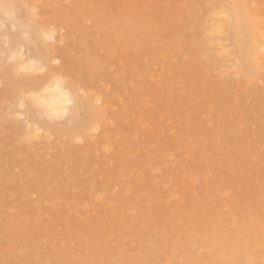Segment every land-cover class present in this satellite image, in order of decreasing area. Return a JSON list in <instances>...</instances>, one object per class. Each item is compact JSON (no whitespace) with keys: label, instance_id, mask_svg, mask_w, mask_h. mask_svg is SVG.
<instances>
[{"label":"bare ground","instance_id":"obj_1","mask_svg":"<svg viewBox=\"0 0 264 264\" xmlns=\"http://www.w3.org/2000/svg\"><path fill=\"white\" fill-rule=\"evenodd\" d=\"M35 1H36L35 3L41 4L43 2V5L45 4L43 0H41L42 2L38 0ZM58 1L59 0H55V3ZM60 2L64 3L62 4V8L64 9L65 7V9L62 11H60V8H57ZM53 3H51V0L49 1V3H47L48 9L49 7L52 6ZM59 3H56L57 6L53 4L55 6V7L53 6L54 7L53 10L56 11V9H59V11L58 10L56 11L58 12L57 14H59L60 12L59 15L62 14L64 17H66V19L60 17L61 20L63 19L62 22L61 20L58 21V23L59 22L61 23L60 24L61 26H57L58 23L55 24L57 22L56 20H53L55 22L53 25L50 24L51 21L49 20V17L51 15L49 13L48 16L46 17L50 22L46 24L45 23L43 24L40 21V19L42 20L45 19L46 17L41 18V16L39 15L38 16L35 15L33 17L32 9H36V7L38 8V6L31 5L30 0H5V4H4L5 10H12L14 8L18 13L19 17L22 20H26L30 24L33 38L36 40L35 46H30L28 50L25 52L26 60L33 58L42 60L43 63L47 65V71L44 74H34V73L20 71L21 64L23 62H26V60L21 61L19 59H15V60L10 59L14 55L15 51L19 49L20 45L24 43V41L21 39L20 33L19 32L11 33L7 31L0 33V37L4 35L10 36V45L8 47H5L3 40L0 39V132L2 130V126L7 127L8 130L14 132L13 133L14 135H11V138L9 137V139L11 141L13 139L15 142H17L16 145L14 144L13 141L11 142L14 145L13 147H15L16 149V151L13 152V154L9 155L8 157H5L6 158L5 160H3L0 157V182L3 183L7 181L9 178L13 179L15 176H19L20 178H22V177H27L30 173L33 174H30L29 176L34 175L36 158L38 157L36 154L38 152L40 153V151H47L49 152V154L48 153L46 154L52 155L51 152L54 151L56 152L60 149H63L64 147L69 146L71 150L76 149L77 147L79 148V150L84 151L82 153L83 156L79 158L81 164L85 163L86 165L89 166L91 162V165H93V167L98 166L97 168H99L100 167L99 164L100 162H102V164L106 166L105 167L107 168L106 173L107 172L109 173V175H107L108 177H106L107 181L102 183L104 181L102 180L101 181L102 184L100 186L95 182L85 183L87 189L85 191L86 193L84 194L85 196H83L85 199L83 200H78L75 198L72 199L63 198L62 196L63 195L65 196L67 194L65 193L66 191L64 192V194L62 193L61 195L59 194L58 191H60L59 190L60 187L63 186V179H65L67 176H70L67 173V171H65L67 165L69 166V168H74L73 163L70 162L71 158L67 156L70 155L71 152L73 151H69L70 153L65 155L67 157L61 155L62 153L58 154L56 152L58 155L53 157V159L49 163H46L44 165L45 168L42 169L44 171L39 169V172H42L44 179L42 178L41 180L40 178H38L40 179L41 182L37 184L34 182L35 177L34 179L31 178L33 180L30 181L29 185L34 186V188H28V194L32 198L34 197L35 194H37V192L35 193V184H36L39 186L38 189H40V191H46L47 194L49 192L53 194H57V195H52L53 200L63 199V201L62 200L55 201L56 203H60L59 201L69 202L70 200H72L73 204L71 201V205L82 206V207L93 205L91 203H94V205L99 203L107 204V205L109 204V207L113 208L114 210L113 213H112L113 210L110 211L111 214L109 215L111 216L113 215V218L116 223L122 225V223H126L127 221L133 218L132 220L133 222H130L132 224H129L130 226L129 225L126 226V227L129 226L127 228L129 230V229H134V227H136L137 222H140V225H142L143 227H146V225L149 222L148 217L150 216V214L147 217H143V218L141 217L142 219L140 218L141 213H140V208L137 205L138 202H140L141 200L146 201L147 206L151 207V206H155L154 199L157 198L156 197L153 198V194L155 193L154 190L150 189L151 191L146 192L145 190H141L140 188L139 190L136 189L137 197L134 198L133 193L135 192L133 193L131 192L133 187H130L131 188L130 189L129 186L128 187L123 186L122 194L121 195L117 194V190L119 187L118 186L119 181L118 179L115 178L117 172L120 174L121 178L128 176H132V178H134L133 176H135L136 174L137 180L139 181L141 180V182L144 180L145 177H148L149 182H151L149 184L155 188L158 187L157 181L159 179H163L164 184H160V186L163 185L161 187H164L165 185L168 187V189H175L174 187L176 185H179L180 189H182L186 184L189 185L190 183H191L190 186H192V183L193 185L194 183H196L195 181L199 183L198 179L204 177L202 182H204L205 180L206 183H203L204 185L203 186L204 192L202 191L203 198L199 196L200 197V198L198 197L199 200L197 202H194V204L199 209L194 210V206H192L194 210L193 213H195V216L193 217H196L195 219L189 216L186 217L187 214L186 213L184 214L185 208L179 209V207L175 209L172 208L174 213L172 212V215L169 217L164 216L163 212H162L163 216L161 217V219L159 215L158 216L155 215L154 217L155 218L157 217L158 219L156 220L155 218H153L154 222H153V228H151V230L154 233V235H152L155 236L154 239L160 242L159 245L155 246L154 245L155 243L153 244V242H150L148 241V239H146L147 238L146 234L149 232H147L146 231L147 228H145L141 232H139L140 234L138 236H135L136 238L139 237L138 239H140V245H138L137 249L136 246L134 248L136 251H138L136 252L138 254L135 253L134 255V252L132 253L131 250L127 249L126 245H123V249H121V247L118 248L119 250L118 253L120 254L115 253L117 254L116 258H114L115 256L113 258L109 257L112 255L113 251H111L112 253L107 252L106 257H108L109 259L106 258L108 260L106 262H101L100 264H264V190L260 189L261 186L260 183L264 179V160L260 162V165L258 166V171H256L257 178L255 182H258L257 183L258 188L255 184L253 187L255 190L251 189L249 193L246 192L245 194L247 195L248 193V196L247 198L245 197L246 195L244 196V198L246 199L243 202V204L237 205V200H235L234 197L235 195H233L232 192V189H235L234 188L235 185L232 184H235L234 182L237 181L238 191L240 189L239 188L240 184L241 186L245 185L243 183V180L245 177H247L249 168L244 170V163L246 161V157H248L246 156V153L250 149L249 144H245L244 146L242 145L241 150L237 151L236 148L238 147V145L234 144L233 141L230 140V137L220 138L217 141L218 142L217 144L220 146L218 148L219 149L223 148L222 152L224 151V154H227V157H230L226 161V165L223 166L226 167V169L228 170L227 175L230 172L229 170L233 169L235 171L234 175L236 176L235 177L233 176L234 177L233 179H235L233 183L230 180L229 183L228 181L221 182L223 180L222 178H215L212 183L211 180L210 181L208 180V178L211 177L213 173H215L214 176H216V172L219 173L221 169L218 170L215 167L211 168V166L213 165V163H215V161H211L212 157H209L210 154L207 155L208 152L200 149L206 144V142L204 141L205 140L204 133L207 130H210L212 126L213 128H216V130L214 131V135H215L214 138H215L219 136L218 133H220V131L223 132L224 126H220L219 124L216 125L208 124V122L212 121V119L209 118L208 116H205L199 121L204 129H201V131H199L196 130L197 129L196 127H194L193 120L188 118L191 112L192 114H194L193 109L199 108V106L195 105V101L197 105H202V103L199 100H196V98L203 96L201 94V90L203 87L201 86L203 84L204 87L207 86L209 81H206V79L204 81L198 80L196 84L197 85L196 89L194 88L190 89V87H188L189 90L186 92L187 94L186 99L189 98L188 100H184L180 97H175L174 95L175 93L170 95V97L173 98L172 100L169 99L168 97L166 98L165 101L160 100V102H162V105L166 104L163 105V107L166 106L165 108L166 111L164 110L165 112L163 113L164 117L163 115H160L161 116L160 118H157L155 121L152 122L151 114H148L149 117L146 115V113L148 112L147 110L158 109L157 107L155 108L154 105L152 104V102L154 101L157 103L158 100L156 99L154 101L152 100L154 98V94L155 97L156 95H158L155 92L156 89L154 84L159 83L161 73H155L154 65L156 64L159 65V62L161 63V65H163L162 62L163 60L166 63L168 61L169 52L172 51L173 48L174 49L177 48L175 47L176 45L179 46L177 53H180L182 52V50H185L184 47L182 46L184 44L187 46L186 49L187 51L185 52L183 51V53L185 55L190 54V57L183 58L182 61L184 60L187 62L189 61L192 64L190 65L191 69H193V67L196 68L198 65L201 64L202 66L201 67L198 66V67L202 68L203 71L207 72L208 76L215 78L214 80H216L217 86L213 92L215 95L218 96L219 101H221L222 98H225L228 92H231L233 90L232 102L230 103L227 102V104L225 105L220 102L221 108L219 110L225 113L227 117L230 118L239 117L237 119V121H239V124H242L244 121L246 122V119L247 120L260 119V123L254 128V132L257 135L252 132L251 136L256 135L255 141L260 144L258 151L262 152L261 150H263L264 147V0H201V2L200 0L199 1L192 0V2L189 5L184 7V9H186L185 11L186 13L177 11L173 18L174 22L176 23L175 28L176 27L178 28L177 35H175L176 33L175 34L167 33V30L170 29V26L168 25L169 17L163 15L162 11L153 9V8H157L158 6L166 9L165 2H163V4H160L156 0H72L70 3L69 0L68 3L67 1L65 2V0L64 1L62 0L59 1ZM65 3H67L68 5L67 8L65 6L66 5ZM41 8H43V6ZM54 14H53L54 17L53 19L57 17ZM44 15L46 14L44 13ZM76 17L77 19L80 17L81 22L84 21L83 24H86L85 26H88L87 24L90 21L88 26V28H90L88 30L89 31L88 34L86 33L85 35V31H84L82 34L83 36L76 35L79 34V32H81L80 25H83L82 23H79L80 20H78L79 25L75 26L74 23L76 20L74 21V19ZM53 21L51 23H53ZM72 27H74V29ZM51 28H55L57 32L61 33L57 37L56 44H47L44 43L42 40L41 34L44 31H47ZM68 28L69 29L72 28L75 32L76 29L80 30L79 32L77 31L78 33L75 34L74 31H72L71 29V32H73L72 38L76 39L77 37H79L77 38L76 42L80 41V43L78 44L80 50L82 49V47L85 46H86L85 49L86 48L88 49V50L86 49L87 53H85V60L88 63L86 65L89 67V71L92 74L91 75L92 78H95L96 75L101 74V72L104 71L105 68L110 69L111 67V71L108 69L110 71V74L108 75L110 76V79L112 78L111 75L113 76L112 78L114 79L113 86H110L107 82L108 86L106 87V85L104 86V84L99 81L101 79H96L97 82L98 81L100 82V83L98 82L99 83L98 86V83L97 82L95 83L92 79H90L91 80L90 82L88 81V78L87 79L85 78L86 79L85 81L77 74L76 72L77 68L75 69L76 63H73L72 61V60L75 61L76 59L73 57L74 55H72L73 53L75 54L76 51L71 53L70 54L71 57H70L69 54L67 53L69 49H66V47H64L66 42L72 40V38L69 37L68 34L66 35L62 33L63 30L67 31ZM98 32L99 33L102 32L104 34V35L101 34L100 37H103L105 39L103 41L107 43L106 47L104 44H103L104 47L102 45L99 46V48H102L100 49L101 50L100 52L98 48L99 53L104 52L105 51L104 48H106L107 50V55L105 54V52L103 54H99L100 56H102L101 59H97L91 53L92 52L90 51L91 47L89 48V46L86 45V43L88 42V40L90 41V39L88 40L85 39L87 35H93V37L91 38H94L95 33ZM69 35L71 36V34ZM175 36L179 37L180 40L182 39L184 43H181L179 40V41H175L171 45H168L167 44L169 42L168 39L175 40L177 38ZM80 37L81 38L83 37L82 40L80 39ZM98 37L97 40L99 39ZM67 38L69 40H67ZM83 39H85L86 42ZM187 40L192 41V43L191 44L186 43ZM81 41L85 42V45L82 42L84 46H82ZM87 44H89V42ZM91 44L93 45V43ZM62 45L64 48H62ZM66 46L68 48V46L70 47L71 45L68 44ZM71 49L73 48L71 47ZM85 49L83 48L81 51H84ZM95 51L93 50V53H95ZM29 52L31 53V55H29ZM122 53H126L128 55L125 56L126 58V59L124 58L125 60L121 59ZM81 54L83 55L82 52ZM104 54L106 57H103ZM146 57L149 58L146 59ZM57 58L59 59L60 63L58 65H53L52 60ZM118 58L120 59L119 62H118ZM78 60H80V58ZM179 62L181 61L178 59V63ZM168 63L170 65L174 64L173 62L170 61ZM114 64H116V67L110 66ZM124 67L129 68L126 75L122 70V68ZM186 69H188V67L183 69H176L174 73L177 74L176 76H182L185 73L184 70ZM58 76H62L64 78V82L60 86V91L55 90L56 78ZM102 79H104V77ZM110 79H106V80L109 81ZM260 81L263 82V85L259 84ZM147 84H150V86L146 87ZM49 86H51L52 90L46 91V89H48ZM251 86L257 87L256 90L255 88H252L251 90L250 89ZM113 87L115 89H113ZM164 87L167 88L168 85H165ZM152 89L154 90V93L152 92L153 96L149 95ZM162 90L163 92L165 91L164 89ZM102 91L104 92V94ZM128 92H131V95L133 94V96H130ZM213 92H210L208 96L213 94ZM245 92L247 93L250 92L252 98L250 99L249 96H244ZM64 93H66L73 100V105L69 108L70 115L65 119L58 120L56 119L54 113L65 107L63 103ZM34 95H40L43 97V99L42 100L34 99L32 98ZM110 95L112 96L111 98H109ZM126 96H128V100L132 99V101L129 100L131 104L130 102L128 103ZM110 99H114L116 100L115 102L118 103L117 104L118 106L114 110L111 109L113 106L109 105ZM125 99L127 102L124 104ZM21 102H23L24 104L23 109H20L19 107ZM129 104L132 106L136 105L137 109L139 110V116L133 113V115H137V118L136 116H133L132 118V114L129 111L130 110ZM8 106L9 109L7 110L6 108ZM136 107H134V110ZM163 107L161 106L162 109ZM185 108H187L188 113L186 115H183L181 109H185ZM212 108L213 106L209 108L208 106L206 108L204 107V109H206L207 112L208 110H212ZM172 109H179L181 113H175L173 112ZM107 110L108 111L110 110L113 114V116L110 117V119L108 117L107 119L108 121L105 120L103 117L105 113H108ZM17 113H21L23 119H17ZM174 113L178 114V118L183 121L182 122L183 126L181 124L182 129L180 133H178V131L171 133L172 136H174V138L173 141L168 143V146L170 148L167 149L166 141L164 142L162 140L163 138L162 136L166 128L169 129L170 126L171 127L173 126L172 124L165 122V120ZM186 126H189V129H191V132H193L195 136L200 135L201 141L195 140L193 137H191L190 133H186L187 130ZM123 127L126 129L125 132L127 133L124 132ZM140 127L143 129H148L149 132L150 129L156 131L157 136L156 137L152 136L149 138L147 137V133H143L145 132L144 130L142 132L143 135L142 137L140 133L141 132L140 130L142 129H140ZM107 128L110 130L107 131ZM182 132H184V134ZM121 133H123L122 136H124V140L120 138L122 136H119ZM144 134H146L147 140L144 139L145 137ZM78 143H80L81 147L77 146ZM22 144H26L27 147L25 148L24 146H22ZM101 144L102 146L105 144V147L103 146L102 148L108 153L106 155L108 157L104 156L103 159H100L99 157L84 156L87 155V152H89L90 150L95 151V149ZM183 146L184 148L182 150H179ZM102 148H99L101 150L97 149L99 150L98 155H100L99 152H101L102 154L104 153L102 152L103 151ZM196 149H199V153H197ZM167 150H171L172 152L170 154H167L166 153ZM113 151H118V152L121 151L125 157L124 162L118 161L119 163L116 166H113L117 157L116 156L117 153L116 154L114 153L115 155L110 154ZM95 152L93 153L95 154ZM189 152H192V154L190 156L186 155ZM174 154L177 157H178L177 154H179L182 157V160L180 159L178 161L175 160L174 157L176 156ZM248 154L250 156V150ZM204 157H208L209 160L206 161ZM202 159L203 161H201ZM63 165L66 167L65 169ZM16 167L19 171L16 170ZM14 170L15 172L16 171L18 172L14 174L13 173ZM60 171H62V173L59 175L58 179L56 177L57 180H55L53 178L54 177L53 174L55 172H60ZM74 171H76V173L78 172L76 169ZM69 173L72 172L70 171ZM222 173L223 172H220L219 174ZM90 174H94L93 171ZM143 174H145V177ZM219 174L217 177L220 176ZM49 176H52L51 179L54 180L51 181ZM80 177L84 178L83 175H81ZM220 177H222V175ZM126 179L127 178H125V180ZM69 180L70 179H68V182ZM199 185L200 184L196 186ZM246 187L250 189L251 186L250 187L246 186ZM18 188H20V186ZM57 189L58 191H56ZM74 189L76 188L74 187L73 190ZM77 189L81 190L79 189V186L77 187ZM161 189L163 190V188ZM64 190H66V187ZM195 190L196 191L198 190L195 193L196 195L200 190L199 189H195ZM70 191L72 192V190ZM209 191H211L210 192V194L212 193L211 195L209 194ZM178 192H180V190H178ZM156 193H160L159 190ZM161 193L164 194V192ZM162 194H160L159 200L160 198L162 199L165 197V196L161 197ZM191 194L190 196L192 197ZM71 195L72 194H70L69 196ZM238 195L242 197L240 193ZM28 196H26V198ZM122 196L126 198L119 199ZM167 196L179 200L178 193H171L168 194ZM80 197H82L81 194ZM210 197L212 198L211 200L208 199ZM46 200L44 199L43 202H46ZM205 200H208L210 202L208 204H202V202ZM158 201H156V203ZM48 202H51V200L49 199ZM48 202H46V204L45 203L43 204L47 205ZM178 202H180V200ZM253 202H255L256 204L253 205ZM166 204L168 205L167 202ZM219 204L222 206V208L221 207L219 208ZM48 205H50V203ZM63 205L61 206L63 207ZM66 205L70 206L69 203ZM176 205L177 204H175V206ZM187 206L189 205L187 204ZM40 207L41 206L39 205V208ZM72 207H70V209ZM97 207H94L93 210ZM205 207H207V210H205ZM53 209L56 212L55 210L56 207L55 208L53 207ZM94 211L91 212V214L92 213L94 214ZM66 212L67 210H65V213ZM81 212L79 214H82ZM72 213L71 215L74 216ZM67 214L69 213L67 212L66 216ZM183 214L185 215L184 217H182ZM25 215L27 216L25 218H29L27 214ZM45 215L46 213H44L42 216ZM75 215L78 216L77 213ZM127 216L129 217V219L127 218ZM49 217L47 219H49ZM51 218L49 219V221L51 222V224H53L54 222L51 220ZM61 218H63V215ZM77 218L79 219L80 217ZM77 218H76V222H77ZM149 218L151 219V217ZM159 219L161 221H165L169 223H173L174 221L177 220L178 224L173 226L170 232L163 233L166 230L169 231V229H166L165 227L164 231L163 229L161 230L158 223ZM25 220L24 222H26ZM37 220L36 219L34 220L36 221L35 224L38 223ZM97 220L98 219L96 218V221ZM102 220H104V218H102ZM103 222L104 223L107 222V226H108L109 221L104 220ZM94 224L97 225V223ZM64 225L65 227L63 228L66 229L68 225L67 226L66 224ZM88 225H90V223ZM105 225L106 224H103V226ZM142 226H139V228ZM161 226L164 225L162 224ZM124 228L125 227H123V231H125ZM46 229H49V227ZM111 230L112 229H110V231ZM68 232L71 233L70 231ZM128 232L130 234L131 231L129 230ZM25 233L23 232V234ZM134 233L137 234L136 231ZM113 234L116 233H112V235ZM67 235H69V237L71 236L70 234ZM75 235H77V233ZM79 235H77L75 238H77ZM60 236H62V234ZM116 236L118 235L116 234ZM128 236L126 238H128ZM46 237L44 238L45 240L47 239ZM62 237L63 238L61 237L59 238L63 242L64 236ZM18 238L23 239L22 237L21 238L18 237ZM86 238L88 239V237ZM126 238H124L126 240L124 243L127 242ZM129 239L130 238H128V240ZM40 240L46 242L42 238ZM5 241L8 240L6 239ZM33 241H30L29 244L31 242L33 243ZM95 241L96 243L94 244H99L100 246L101 240H99L100 243H98L97 240ZM129 241L127 242L129 243V245L133 243L132 241L130 242ZM10 242L11 241H8L9 244ZM82 243L80 245H82ZM104 243H106L105 240ZM84 244H86V241ZM60 245H63V243L61 244L60 242ZM21 246L24 247V245ZM31 246H33V244ZM65 246L66 244L64 243V247ZM16 247L18 248V246ZM43 247H45L44 244ZM52 247H54V245ZM113 247L115 248V245ZM133 247L134 246H132V248ZM37 249L38 248L35 249L34 247L33 250L36 251ZM12 250L14 249H11V251ZM53 250L54 249H52L51 252H55L57 249H55L54 251ZM84 250L87 252L88 248L87 250L86 249ZM96 250H97L96 252L99 254L98 247ZM113 250L115 252V250H117V247L116 249ZM38 251L39 249L37 250V252ZM74 251H76V249ZM129 251L131 253H129ZM103 252L105 253V251ZM61 253L62 254L58 256L59 262L56 264H79L77 263V261L73 260L74 259L73 256L68 255V253L70 254V252L67 253L65 250H63V252ZM29 256L32 257V255ZM41 256L43 258V256L46 255H41ZM50 256L54 257L53 254ZM68 256H70L69 258H72L73 261H70L68 259ZM21 257H22V253H21ZM84 258H86L85 255ZM14 259L15 258H13L12 260L13 263L15 261H18V259L15 261ZM48 259L50 260V258ZM101 259L102 258H100V260ZM78 261L81 262L80 264H87L85 260L82 261L81 259H79ZM25 262H26L25 264H27V261ZM33 262L31 261L30 263ZM51 262H48V264H50ZM51 264H55V263L52 262Z\"/></svg>","mask_w":264,"mask_h":264},{"label":"rangeland","instance_id":"obj_2","mask_svg":"<svg viewBox=\"0 0 264 264\" xmlns=\"http://www.w3.org/2000/svg\"><path fill=\"white\" fill-rule=\"evenodd\" d=\"M31 1V5H34V6H38V8L36 7V9H38V10H36V15L38 16H41V18L42 17H46V16H48V13L51 15L50 17H49V20L52 22L53 20H56L57 22L55 23L54 21H53V23H51L50 21H48V18L46 17L45 19H40V21H41V23H49L50 22V24L51 25H53L54 23L55 24H57L58 23V21H60L61 20V18H63V19H66V17H64L62 14L61 15H59L60 14V12H59V14H57L58 12H56L57 10L59 11V9H56V11L55 10H53V8L55 7L53 4H55L56 5V3H59V1H62V0H59L58 2H56L55 3V0H51V3H53L52 4V6L51 7H49V9H48V4L47 3H49V1H47V0H43L44 1V3L46 4H44L43 5V2L41 1V0H38V1H40V2H42L41 4H42V6H43V8H41L42 6H41V4H39V3H35L36 1L35 0H30ZM46 1H47V3H46ZM64 1V0H63ZM68 2L69 3V0H65V2ZM71 1L72 0H70V3H71ZM157 2H159L160 4H163V2H165L166 3V9H164V8H162V7H160V6H158L157 8H153L154 10H160V11H162V14L163 15H165V16H167V17H169V21H168V25L170 26V29H168L167 30V33H171V34H175V35H177L178 34V28L176 27L175 28V22H174V20H173V18H174V16H175V14H176V12L177 11H179V12H183V13H186L185 11H186V9H184V7H186L187 5H189L191 2H192V0H156ZM197 1H199V0H197ZM200 2H201V0H200ZM61 4V5H60ZM62 4H64L63 2H60L59 3V5L57 6V8H60V11H62V10H64L65 9V7H64V9L62 8ZM66 5V8H67V3H65ZM50 5V4H49ZM45 6V7H44ZM46 6H47V8H46ZM54 6V7H53ZM61 6V7H60ZM46 8V9H45ZM166 10V11H165ZM46 11V12H45ZM39 13V14H38ZM44 13L46 14V15H44ZM55 13V14H54ZM53 14L54 15H56L57 17H58V15H59V17L57 18H55V19H53L54 17H53ZM61 17V18H60ZM60 18V19H59ZM62 19V20H63ZM62 20H61V22H62ZM76 20V21H75ZM78 20H80V17L77 19V17L74 19V21H75V26H78L79 25V23H82L83 24V22H81V20H80V22L78 23ZM78 24H77V23ZM85 23H87V22H85ZM89 23H90V21L88 22V26H89ZM61 23L59 22L58 23V25L57 26H61L60 25ZM70 24H72V23H70ZM74 24H72V25H74ZM48 25V24H47ZM50 25V26H51ZM72 25H70V26H72ZM86 24H83V25H80L81 27H80V29H81V32H79L80 30H77L76 29V32L73 30L74 29V27H72L71 29H72V31H74V33L76 34V33H78L79 32V34H76L77 36H81L82 34H83V32L85 31V35H86V33L88 34L89 33V29L90 28H88V26H85ZM70 28V27H69ZM68 28V30L67 31H65V30H63V32L62 33H64V34H68V36L69 37H71L72 38V36H73V32H71V29H69ZM77 28V27H76ZM67 29V28H66ZM79 29V28H78ZM78 31V32H77ZM86 31H88V32H86ZM69 34H71V36L69 35ZM74 34V35H75ZM99 34V35H98ZM101 34H103L102 32H98V33H95V35H94V38H91V37H93V35H87L86 36V38L85 39H90V41L88 40V42H89V44H87L86 43V45L87 46H89V48H90V51H92L91 53L97 58V59H101V57L102 56H100L99 54H103L104 52H105V54L107 55V50H106V48H104L105 49V51L104 52H102V53H99L101 50L100 49H102V48H99V46H103L104 47V45H105V47H106V45H107V43L105 42V41H103V40H105L103 37H100V35ZM85 35H84V37H85ZM99 37H98V36ZM104 35V34H103ZM102 35V36H103ZM83 36V35H82ZM68 37V38H69ZM97 37L99 38L98 40H97ZM175 37H177V36H175ZM67 38V40H69ZM77 38H79V37H77ZM77 38L76 39H73L72 38V40L70 41L69 40V42H66V44L64 45V47H66V49H69L68 50V54H69V56H70V54L71 53H73V52H75L76 51V53L74 54H72V55H74L73 57L74 58H76L75 59V61L74 60H72L73 61V63H76L75 64V69H76V72H77V74L81 77V78H83L85 81H86V79L88 78V81H90L91 82V80L90 79H92L95 83L97 82V80L96 79H101V80H99L100 82H102L103 84H104V86L106 85V87L108 86L107 85V82H108V84L110 85V86H113L114 85V79H112L113 78V76L111 75V79H110V76L108 75V74H110V71H111V67H110V69L109 68H105V70L104 71H102L101 72V74H99V75H96L95 76V78H92V74H91V72L89 71V67L86 65V64H88L87 63V61L85 60V53H87V50L85 49V47H82V46H84L85 45V42H86V40L85 39H83L84 41H81V43L83 42L84 43V45H83V43H82V49L84 48L85 50L84 51H81L80 49H79V43H80V41L79 42H76V40H77ZM83 38V37H82ZM82 38L80 37V39L82 40ZM103 38V39H102ZM79 39V40H80ZM94 39V40H93ZM96 40V41H95ZM180 40V38L179 37H177L175 40H171V39H168V45H171V44H173L175 41H179ZM106 44H105V43ZM180 42L181 43H184V41H182V39L180 40ZM91 43H93V45L91 44ZM186 43H188V44H191L192 43V41H189V40H187V42ZM68 44H70L71 46L69 47L68 46V48H67V46L66 45H68ZM90 44H91V46H90ZM104 44V45H103ZM183 47H184V49L185 50H182V52H180V53H177V51H178V45H176L175 47H177V48H173V50L172 51H170L169 52V54H168V61L165 63V61L163 60L162 62H163V65H161V63L159 62V65H154L155 66V73H161V77H160V80H159V83L158 84H154V86H155V89H156V94H158V95H156V97H155V94H154V98H153V100L152 101H154L155 99L156 100H158V102L156 103L155 101L154 102H152V104L154 105V107L156 108H158V109H155V110H147L148 112H150V113H148L147 111V113H146V115L148 116V114H151V119H152V122L153 121H155L157 118H160L161 116L160 115H163V113L166 111V106H164L163 107V105H166V104H163L162 105V102H160V100L161 101H165L166 100V98L168 97L169 99H173V98H171L170 97V95H172V94H174L175 95V97H180V98H182V99H184V100H188V99H186L187 98V94H186V92L189 90L188 89V87H190V89L191 88H194V89H196V87H197V82H198V80H202V81H204L205 79H206V81H209L208 82V84H207V86H201V87H203L202 88V90H201V94L203 95V96H201V97H199V98H196V100H199L201 103H202V105H197L196 104V101H195V105L196 106H199V108H196V109H193L194 111H193V113L194 114H192V112H191V114L188 116V118L189 119H191V120H193V125H194V127H196L197 129L196 130H199V131H201V129H204L202 126H201V124H200V120L203 118V117H205V116H208L209 118H211L212 119V121H210V122H208V124H210V125H216V124H219L220 126H224V130H223V132L222 131H220V133H218V137H215L214 138V131L216 130V128H213V126H212V128L210 129V130H207L204 134H205V142H206V144L200 149V150H205L206 152H208L207 153V155L208 154H210V156L209 157H212V160L211 161H215V163H213V165L211 166V168H213V167H215L216 169H218V170H220L219 171V173L220 172H223L222 174H219L218 172H216V176H214V174L215 173H213L212 174V176L211 177H209L208 178V180L210 181L211 180V182L213 183V181H214V179L215 178H222L223 180L221 181V182H223V181H228V183L230 182V181H232V183L235 181V179H233L236 175H234L235 174V171L233 170V169H230L229 171V173H228V175H227V172H228V170L226 169V167H223V166H225L226 165V161L228 160V158H230V157H227V154H224V151L222 152V150H223V148H221V149H219L218 147H220L217 143V141L220 139V138H229L230 137V140L231 141H233V143L234 144H237L238 145V147L236 148V150L237 151H240L241 150V148H242V145L244 146L245 144H249V147H250V156H249V154H248V152H249V150L247 151V153H246V156H248V157H246V161H245V163H244V170H246V169H248V175H247V177H245L244 178V180H243V183L245 184V185H243V186H241V184H240V186H239V191L237 190L238 189V186H237V181L236 182H234L235 184H232V185H235L234 186V188L235 189H232V192H233V195H235L234 197H235V200H237V205L239 204V205H242L243 204V202L245 201V199L247 198V196H248V193L251 191V189H253V190H255L253 187H254V185L256 184V186H257V183L258 182H255L256 181V171H258V166L260 165V162L262 161V160H264V147H263V150H261L262 152H259L258 151V149H259V146H260V144L259 143H257L255 140V138H256V133L254 132V128L260 123V119H257V120H253V119H249V120H247L246 119V122L244 121L242 124H239V121H237V119L239 118V117H235V118H230V117H227L226 115H225V113H223L221 110H219L220 108H221V103L222 104H227V102L228 103H230V102H232V98H233V90L231 91V92H228L227 93V95H226V97L225 98H222L221 99V101H219V99H218V96L217 95H215L214 94V90L216 89V86H217V82H216V80H214L215 78H213V77H210V76H208V74H207V72H205V71H203L202 70V68H199L198 66H202L201 64L200 65H198L196 68L195 67H193V69H191L190 68V65H192L189 61L187 62V61H182L183 60V58H188V57H190V54H188V55H185L184 53H183V51L185 52V51H187L186 49H187V46L186 45H182ZM63 47V45H62V48H64ZM71 47L73 48V49H71ZM75 47V48H74ZM60 48H61V46H60ZM94 48V49H93ZM98 48H99V52H98ZM77 49V50H76ZM93 50L95 51V53H93ZM70 51H72V52H70ZM103 51V50H102ZM79 52V53H78ZM81 52L83 53V55L81 54ZM105 54H104V56L103 57H106L105 56ZM127 54L126 53H122L121 54V59H123V60H125L126 58H125V56H126ZM128 56V55H127ZM71 57V56H70ZM78 57V58H77ZM73 58V59H74ZM80 58V60H78ZM125 58V59H124ZM147 58H149V57H146V59ZM178 59L181 61V62H179L178 63ZM120 61V59L118 58V62ZM173 62L174 64L173 65H170L168 62ZM83 62V63H82ZM80 63V64H79ZM85 63V64H84ZM84 64V65H83ZM118 64V63H117ZM82 65V66H81ZM110 66H112V67H116V64H114V65H110ZM186 67H188V69H186V70H184L185 71V73L182 75V76H176L177 74H175L174 73V71L176 70V69H183V68H186ZM110 71H109V70ZM128 67H124V68H122V70H123V72L125 73V75L127 74V71H128ZM126 72H125V71ZM109 71V72H108ZM201 71V72H200ZM105 72V73H104ZM106 72H108V73H106ZM122 72V71H121ZM130 72V71H129ZM132 74V73H131ZM77 75V76H78ZM100 75H101V77H100ZM105 75V76H104ZM174 75V76H173ZM78 76V77H79ZM109 76V77H108ZM98 77V78H97ZM104 77V79H105V81H104V79H102ZM106 77V78H105ZM86 78V79H85ZM106 79H110L109 81L108 80H106ZM104 82H103V81ZM98 81V82H99ZM97 82V83H98ZM99 82V83H100ZM99 83H98V86H99ZM106 83V84H105ZM259 84L260 85H263V82L262 81H260L259 82ZM96 85V84H95ZM165 85H168V87L166 88V87H164ZM150 86V84H147L146 85V87H149ZM177 87V88H175V87ZM95 87H97V86H95ZM174 90H173V89ZM252 88H255V90H256V88L257 87H255V86H251L250 87V89L252 90ZM113 89H115L114 87H113ZM162 89H164L165 91L163 92V90ZM153 90V89H152ZM150 91V93H149V95H152L153 93H154V90L153 91ZM103 92V91H102ZM153 92V93H152ZM210 92H213V94H211V95H209L208 96V94H210ZM129 93V95L130 96H133V94L131 95V92H128ZM103 94H104V92H103ZM115 95V94H114ZM153 96V95H152ZM186 96V97H185ZM244 96H249V98L251 99L252 98V95H251V93L249 92V93H247V92H245V94H244ZM112 96L110 95L109 96V98H111ZM127 98V100H128V96H126ZM162 98V99H161ZM126 99H125V102H124V104L127 102L126 101ZM129 100H131L132 101V99H129ZM128 100V103L130 102ZM116 100H114V99H110L109 100V105H112L113 107L111 108V109H115L118 105V103H116L115 102ZM194 102V101H193ZM221 102V103H220ZM115 103H116V105H115ZM134 103V102H133ZM159 103V104H158ZM130 104H131V102H130ZM129 104V105H130ZM135 104V103H134ZM159 106V107H158ZM161 106L163 107V109L161 108ZM168 106V105H167ZM206 108L207 106H208V108L209 107H212L213 106V108H212V110H208V112H207V110L206 109H204V107ZM134 107H136V105H130V113L132 114V118H133V116H136V118H137V115L139 116V110L137 109V107L135 108V110H134ZM171 108H173V107H171ZM7 110L9 109V106L6 108ZM118 109V108H117ZM158 110V111H157ZM159 110H160V112H159ZM165 110V111H164ZM173 110V112H175V113H181L180 112V110L179 109H172ZM182 110V112H183V115H186L187 113H188V110H187V108H185V109H181ZM108 111V110H107ZM153 111V112H152ZM163 111V112H162ZM133 113L134 114H137V115H133ZM172 114L171 116H169L170 117V119H169V117L168 118H166V120H165V122H168V123H170V124H172V126L173 127H171L170 126V128L168 129V128H166V130L164 131V134H163V138H162V140L165 142L166 141V144H167V149H169L170 147L168 146V143L169 142H171V141H173V138H174V136H172V132H177L178 131V133H180V131H181V129H182V126H183V121L181 120V119H179L178 118V114ZM113 116V114H112V112L109 110L108 111V113H105L104 114V119L105 120H107L108 119V117H109V119H110V117H112ZM153 116V117H152ZM159 116V117H158ZM149 117V116H148ZM163 117H164V115H163ZM135 118V117H134ZM172 118V119H171ZM171 122H170V121ZM108 121V120H107ZM181 124H182V126H181ZM172 128V129H171ZM140 129H142V130H140ZM140 133H141V136L143 137V135H142V132L145 130V132H143V133H147V137H152V136H154V137H156L157 136V133H156V131H154V130H152V129H150V132H149V130L148 129H143V128H141L140 127ZM180 129V130H179ZM186 133H190L191 134V137H193L195 140H197V141H201V136L200 135H198V136H195L194 135V133L193 132H191V129H189V126H186ZM108 130H110V129H108L107 128V131ZM123 130H124V132L126 131V129L123 127ZM152 131V132H151ZM123 132V133H124ZM252 132L254 133V134H256L255 136H251L252 135ZM14 132H12V131H10V130H8L7 129V127H5V126H2V130H1V132H0V139H2V140H0V154H3V155H0V157L3 159V160H5L6 158L5 157H8L9 155H11V154H13V152H15L16 151V149H15V147H13L14 145L11 143L12 141L14 142V144L16 145L17 144V142H15L13 139H12V141L9 139V137L11 138V135H14L13 134ZM123 133H121L119 136H122L123 135ZM125 133H127V132H125ZM155 133V134H154ZM183 134H184V132H182ZM177 134V133H176ZM125 135V134H124ZM145 135V137H144V139L145 140H147V138H146V134H144ZM233 135V136H232ZM120 138H122V140H124V136H122V137H120ZM24 140V139H23ZM125 141H126V139H125ZM184 141V140H183ZM20 142V141H19ZM107 144V143H106ZM204 144V143H203ZM202 144V145H203ZM22 146H24L25 148L27 147L26 146V144H22ZM77 146H80V143H78L77 144ZM104 147H105V144L103 145ZM102 146V144L100 145V146H98L96 149H95V151L97 150V149H99V148H102L103 147ZM81 147V146H80ZM236 147V146H235ZM184 148V146L183 147H181L179 150H182ZM64 149V150H63ZM63 149H60V150H58V151H56L58 154H60V153H62L61 155H63L64 157H69V158H71L70 159V162H72L73 163V165H74V168H69V166L67 165V168L63 165V167H64V169L66 168V170L65 171H67V173L70 175V176H67L65 179H63V186L62 187H60V191H58V189L56 190V191H58L59 192V194L61 195L62 193L64 194V192L65 193H67L66 195H68V196H62L63 198H75V199H78V200H83V199H85L83 196H85L84 194L86 193L85 191H86V185H85V183H89V182H95V183H97L99 186L102 184V183H104L105 181H107L106 179V177H108L107 175H109V173L107 172L106 173V169L107 168H105L106 166H104L103 164H102V162H100V164H99V168H97L98 166H94L93 167V165H91V162H90V164H89V166L88 165H86L85 163L83 164H81L80 163V161H79V158H81V156H83V152L84 151H81V150H79V148H77L76 147V149H70V147L68 146V147H64ZM216 149V150H215ZM255 149H256V152H255ZM62 150V151H61ZM99 150H101V149H99ZM99 150H97L96 152L95 151H93V150H90V151H92V152H87V155H84L85 157H99L100 159H103L104 158V156L105 157H108V156H106L108 153L105 151V150H103V148H102V152H104L103 154L101 153V152H99V154L100 155H98V151ZM142 150H143V148H142ZM197 150V153H199V149H196ZM69 151H73V152H71V154L70 155H67L68 153H70ZM3 152V153H2ZM55 151L54 152H51L52 153V155H48L49 154V152H47V151H40V153L38 152L36 155L38 156L37 158H36V166H35V174L34 175H31V176H29L30 174H33V173H30L27 177H22V178H20L19 176H15L13 179H8L7 181H5V182H3V183H1L0 182V264H9V262H10V264H17V262H18V264H25L26 262L25 261H27V264H48V262H53V263H58L59 261V257L58 256H60V254H62L61 252H63V250H65L67 253L68 252H70V254L68 253V255H70V256H73V260H75V261H77V263H81L80 261H78L79 259H81L82 261L83 260H85L86 262H87V264H100L101 262H106L109 258L108 257H106V254H107V252L109 253H112L111 251H113V253H112V255L111 256H109L110 258H113L114 256V258H116L117 256V254H120V253H118V248H120L121 247V249H123V245H126L127 246V249L128 250H131V252L133 253L134 252V255H135V253L136 252H138V251H136L134 248H135V246H136V249L138 248V245H140V239H138L139 237H135V236H138L140 233L139 232H141L143 229H145V228H147L146 229V231L147 232H149V233H147L146 235H147V238L146 239H148V241H150V242H153V244L156 246V245H159L160 244V242L159 241H157V240H155L154 239V237L155 236H152V235H154V233L152 232V230H151V228H153V222H154V220H153V218H155L154 216L156 215V216H158L159 215V217H160V219H161V217L163 216L162 215V212H163V214H164V216H166V217H169V216H171L172 215V212L174 213V211L172 210V208L173 209H175V208H177V207H179V209H184L185 211H184V214L186 213L187 214V216L186 217H193V216H195V213H193L194 212V210H197V209H199L195 204H194V202H197L199 199H198V197L200 196V197H202L203 198V193H202V191H203V183H206L205 182V180H204V182H202L203 181V179H204V177H202V178H200V179H198L199 181V183H197V181H195L196 183H194V185H193V183H192V186H190V184L188 185V184H186L185 186H184V188H182V189H180V186L179 185H176L174 188L175 189H168V187L167 186H165L164 185V187H166V188H164V187H161V186H163V185H161L160 186V184H164V180L163 179H159L158 181H160V182H158L157 181V184H158V187L157 188H155V187H153V186H151L149 183H151V182H149V180H148V177H145V174H143L144 175V180L141 182V180L139 181V180H137V178H136V174H135V176H133L134 178H132V176H128V177H130V178H132V179H130V178H128V177H123V178H121V176H120V174L117 172V175L115 176V178L116 179H118V181H119V184H118V190H117V194H122V192H123V186L124 187H128L129 186V188L130 187H133L132 188V190H131V192L133 193V192H135V193H133V197L135 198V197H137V193H136V189L137 190H139V188L141 189V190H145L146 192H148V191H151V190H154V192L156 193L158 190H159V192L160 193H156V195H155V193L153 194V198H157L158 200H159V197H160V194H162L161 192H164V194H162L161 195V197H164V198H160V200L158 201L157 199H154L155 200V206H151V207H149V206H147V202L146 201H143V200H141L140 202H138V206H139V208H140V218L142 217H147L149 214H150V216L149 217H151V219L148 217V224L146 225V227H143L142 225H140V222H137V224H136V227H134V229H129L131 232H130V234H129V230L127 229L130 225L129 224H132V223H130V222H133L132 220H133V218L132 219H130L129 221H127L126 223H122V225H120L119 223H116L115 222V220H114V218H113V215L111 216V215H109V214H111V212L110 211H112L113 210V208H110L109 207V204L107 205V204H101V203H99V204H95L94 205V203H91V204H93V205H91V206H84V207H82V206H73V205H71V201L72 200H70L69 202L68 201H64V202H62L63 201V199H54L53 200V196L52 195H57V194H53V193H50L49 191V193L47 194L46 193V191H40V189H38L39 188V186L38 185H36L35 184V193L37 192V194H35L34 195V197L32 198V197H30V195L28 194V188H34V186H30L29 184H30V181L31 180H33L34 179V177H35V179H34V182L35 183H37V184H39L41 181H40V179L42 180V178L44 179V176L42 175V172H39V169H44L45 167H44V165L46 164V163H49L52 159H53V157H55L56 155H58L57 153H56ZM93 152H95V154L93 153ZM172 151L171 150H167V154H170ZM184 152V151H183ZM227 152V151H226ZM46 153H48V154H46ZM50 153V154H51ZM73 153V154H72ZM116 154V160H115V163L113 164V166H116L120 161H123L124 162V160H125V157H124V155H123V153L120 151V152H118V151H113L112 153H110L111 155H113V154ZM97 154V155H96ZM114 154V155H115ZM192 154V152H189L188 154H186V155H188V156H190ZM47 155V156H46ZM65 155H67V156H65ZM175 155V154H174ZM178 155V157L180 156L179 154H177ZM226 155V156H225ZM41 156V157H40ZM45 156H46V158H45ZM176 156V155H175ZM49 159H48V158ZM51 157V158H50ZM177 156L176 157H174L175 158V160H182V157L180 156L179 158H178ZM40 158V159H39ZM45 161H43V160ZM204 159L206 160V161H208L209 159H208V157H204ZM119 161V162H118ZM201 161H203V159L201 160ZM42 162V163H41ZM38 166V167H37ZM231 166V165H230ZM15 169V168H14ZM68 169H69V171H68ZM77 170L78 172L76 173V171H74V170ZM257 169V170H256ZM16 170H18L17 169V167H16ZM81 170H83V171H81ZM225 170H226V172H225ZM233 172H232V171ZM19 171V170H18ZM18 171H16L15 172V170L13 171V173L14 174H16ZM42 171H44V170H42ZM72 172V173H69V172ZM92 171H93V173L94 174H90V173H92ZM75 172V173H74ZM81 172V173H80ZM90 172V173H89ZM105 172V173H104ZM232 172V173H231ZM254 172V173H253ZM62 173V171H60V172H55L53 175H54V179L55 180H57L58 179V177H59V175ZM250 173V174H249ZM14 174H12V175H14ZM79 174H80V176L81 175H83L84 176V178L83 177H80L79 176ZM218 174L221 176L222 175V177H217L218 176ZM225 174V175H224ZM255 174V175H254ZM42 176V177H41ZM119 176V177H118ZM234 176V177H233ZM50 177V180L51 181H53L54 179H51V177L52 176H49ZM56 177H57V179H56ZM212 177H213V180H212ZM225 177H227V178H225ZM232 177V178H231ZM31 178H33V179H31ZM38 178H40V179H38ZM82 178V179H81ZM98 178H101V179H98ZM125 178H127L126 180H125ZM147 178V179H146ZM231 178V179H230ZM30 179V180H29ZM67 179V180H66ZM68 179H70L69 180V182H68ZM77 179V180H76ZM81 179V180H80ZM24 180V181H23ZM92 180V181H91ZM102 180H104L102 183H101V181ZM230 180V181H229ZM21 181H22V183H21ZM76 181H78V182H76ZM79 181H80V183H79ZM145 181V182H144ZM8 182V183H7ZM69 184H68V183ZM99 182V183H98ZM17 183V184H16ZM24 183V184H23ZM189 183V182H188ZM260 183V182H259ZM262 183V184H261ZM260 183V189H263L264 190V179L262 180V182ZM77 184H78V186H79V189H81V190H78L77 189ZM198 184H200L199 186H196V185H198ZM253 184V185H252ZM136 185V186H135ZM251 187H250V186ZM16 186H17V188H16ZM20 186V188L22 189H20V188H18ZM30 186V187H29ZM44 186V185H43ZM139 186V187H138ZM146 186V187H145ZM172 186H174V185H172ZM179 186V187H178ZM190 186V187H189ZM194 186V187H193ZM246 186H248V187H250V189H248ZM15 187V188H14ZM65 187H66V190H64L65 189ZM76 188V189H74L73 190V188ZM121 187H122V190H121ZM152 187V188H151ZM189 187V188H188ZM245 187H246V190H245ZM61 188H62V191H61ZM72 188V189H71ZM161 188H163V190L161 189ZM257 188H258V186H257ZM19 189V190H18ZM72 190V192L70 191V190ZM131 189V188H130ZM151 189V190H150ZM164 189H165V191H164ZM177 189V190H176ZM195 189H199L200 191V194H199V192L195 195V193L198 191H196ZM55 190V189H54ZM135 190V191H134ZM167 190V191H166ZM178 190H180V192H178ZM210 190V189H209ZM236 190V191H235ZM245 190V191H244ZM19 191V192H18ZM118 191H119V193H118ZM177 191V192H176ZM193 191H194V193H193ZM208 191V190H207ZM244 191V192H243ZM2 192V193H1ZM7 192V193H6ZM45 192V193H44ZM204 192V191H203ZM210 192L211 191H209V194H210ZM242 192V193H241ZM246 192H248L247 193V195L245 194ZM5 193V194H4ZM44 193V194H43ZM76 194V195H74V194ZM171 193H178L179 194V200H180V202H178L179 200L178 199H174V198H172V197H170V196H167L168 194H171ZM192 195V197L190 196V194ZM241 194V196L242 197H240V195H238V194ZM29 196H28V195ZM70 194H72L71 196H69ZM80 194L82 195V197H80ZM212 194V193H211ZM210 194V195H211ZM38 195V196H37ZM42 195V196H41ZM173 195V194H172ZM246 195V196H245ZM11 196H12V198H11ZM14 196V197H13ZM22 196V197H21ZM26 196H28L27 198H26ZM49 196V197H48ZM74 196H76V197H74ZM244 196L246 197V198H244ZM24 197V198H23ZM48 197V198H47ZM129 197V196H128ZM196 197H197V199H196ZM199 197V198H200ZM207 197V196H206ZM26 198V199H25ZM32 198V199H31ZM38 198V199H37ZM52 198V199H51ZM122 198H124V196H122L121 198H119V199H122ZM126 198V197H125ZM124 198V199H125ZM201 198V199H202ZM18 199V200H17ZM23 199V200H22ZM24 199H25V201H24ZM37 199V200H36ZM43 199V200H42ZM44 199L46 200H48L49 201V199L51 200V202L53 203H51V202H48L47 200H46V202H48L47 203V205H45L46 204V202H43L44 201ZM124 199H123V201H124ZM209 200H211L212 198L210 197V198H208ZM214 199V198H213ZM28 200V201H27ZM58 200H62V201H59L60 203H56L55 201H58ZM178 200V201H177ZM222 200V199H221ZM239 200V201H238ZM26 201H27V203H26ZM33 201V202H32ZM54 201V202H53ZM156 201H158L157 203H156ZM29 202H32V203H29ZM166 202L168 203V205L166 204ZM210 201H208V200H205V201H203L202 202V204H208ZM41 203V204H40ZM43 203H45V204H43ZM50 203V205H48ZM70 204V206L68 205H66V204ZM140 203H141V205H140ZM55 204V205H54ZM66 205V206H64V205ZM72 204H73V201H72ZM164 204H166V205H164ZM175 204H177L176 206H175ZM187 204L189 205V206H187ZM256 203L255 202H253V205H255ZM23 205V206H22ZM39 205L41 206L40 208H39ZM52 205V206H51ZM58 205V206H57ZM61 205H63V207L61 206ZM48 206V207H47ZM73 206V207H72ZM98 206V207H97ZM114 206H117V205H114ZM163 206V207H162ZM186 206V207H185ZM192 206H194V210H193V207ZM17 209H16V208ZM37 207V208H36ZM45 207V208H44ZM47 207V208H46ZM53 207L55 208L56 207V212L54 211V209H53ZM70 207H72L71 209H70ZM78 207V208H77ZM80 207V208H79ZM89 207V208H88ZM94 207H97V208H95L94 210H93V208ZM100 207V208H99ZM106 207V208H105ZM148 207V208H147ZM158 207H160V208H158ZM222 208V206L219 204V208ZM14 208V209H13ZM21 208V209H20ZM28 208V209H27ZM57 208H58V211H57ZM83 208H85V209H83ZM88 208V209H87ZM147 210H146V209ZM151 208V209H150ZM192 208V209H191ZM196 208V209H195ZM26 209V210H25ZM32 209H34V210H32ZM46 209V210H45ZM78 209H80L79 211L77 210V212H76V210ZM158 209V210H157ZM65 210H67V212L69 213V214H67V216H66V213H65ZM70 210H71V212H70ZM75 210V211H74ZM81 210H82V212H81ZM84 210H86V211H84ZM91 210H93L94 211V214L92 213L91 214V212H93V211H91ZM152 210V211H151ZM160 210V211H159ZM205 210H207V207H205ZM2 211V212H1ZM25 211V212H24ZM31 211V212H30ZM46 211V212H45ZM54 213H53V212ZM84 211V212H83ZM88 211V212H87ZM89 211H91V212H89ZM100 211V212H99ZM103 211V212H102ZM150 211V212H149ZM24 213V215H23V213ZM59 212H60V214H59ZM61 212H62V214H61ZM73 212V213H72ZM82 213V214H79V213ZM102 212V213H101ZM114 212V210L112 211V213ZM161 212V213H160ZM44 213H46V215L45 216H42ZM51 213H52V215H51ZM71 213L74 215V216H72L71 215ZM78 214V216L77 215H75V214ZM87 213V214H86ZM101 213V214H100ZM147 213V214H146ZM25 214H27L28 215V217L29 218H25V217H27ZM48 214V215H47ZM100 214V215H99ZM183 214V216L182 217H184L185 215ZM49 215H50V217H49ZM54 215V216H53ZM62 215H63V218H61L62 217ZM83 215H84V217H83ZM91 215V216H90ZM102 215V216H101ZM22 216V217H21ZM37 216V217H36ZM82 216V217H81ZM4 219H3V218ZM8 217H10V218H8ZM49 217V219L51 218V220L54 222L53 224H51V222L49 221V219H47ZM77 217H80L79 219L77 218ZM100 219H99V218ZM7 218V219H6ZM27 219V220H25V219ZM59 218H60V220H59ZM76 218H77V222H76ZM95 218V219H94ZM96 218L99 220H97L96 221ZM102 218H104V220L105 221H109L108 222V226H107V222H103L104 220H102ZM127 218L129 219V217L127 216ZM141 218V219H142ZM196 217H193V219H195ZM9 219V220H8ZM23 219V220H22ZM36 219H38L37 220V222L39 223H37V224H35L36 223V221H34V220ZM72 219H73V221H72ZM81 219V220H80ZM150 219V220H149ZM156 220L158 219L157 217L155 218ZM159 219V221H158V223H159V226H160V228H161V230L163 229V231H164V228L166 227V229H169V231H165V232H163V233H167V232H170L171 231V229H172V227L173 226H175L176 224H178V222H177V220L176 221H174L173 223H169V222H165V221H161ZM4 220V221H3ZM7 220V221H6ZM20 220H22V221H20ZM24 220L26 221V222H24ZM32 220H33V222H32ZM79 220V221H78ZM86 220V221H85ZM153 220V221H152ZM2 221V222H1ZM12 223H11V222ZM10 222V223H9ZM60 222V223H59ZM73 222H75V223H73ZM83 222H86V223H83ZM115 222V223H114ZM24 223V224H23ZM76 223H77V225H76ZM90 223V225H88ZM94 223H97V225H95ZM167 223V224H166ZM168 223H169V225H168ZM192 223V222H191ZM34 224V225H33ZM64 224H66V226L68 225V227H66V229H64L63 227H65V225ZM103 224H106L105 226H103ZM164 225V226H161V225ZM33 225V226H32ZM49 227V229H46V228H48L47 226ZM64 225V226H63ZM86 225H88V226H86ZM110 225H111V228H110ZM127 225H129L128 227H126ZM148 225H149V227H148ZM166 225V226H165ZM9 226V227H8ZM14 226V227H13ZM23 228H22V227ZM45 226V227H44ZM59 226V227H58ZM61 226V227H60ZM77 226V227H76ZM94 226H96V227H93ZM102 226V227H101ZM119 226V227H118ZM139 226H142V227H140L139 228ZM42 227V228H41ZM107 227H109V228H107ZM123 227H125L124 229H125V231H123ZM163 227V228H162ZM167 227H169V228H167ZM10 228V229H9ZM15 228H17V229H15ZM34 228V229H33ZM58 228H59V230H58ZM104 228V229H103ZM44 229V230H43ZM64 229V230H63ZM110 229H112L111 231H110ZM15 230H17V231H15ZM26 230V231H25ZM34 230H36V231H33ZM43 230V231H42ZM55 230V231H54ZM63 230V231H62ZM77 230V231H76ZM79 230V231H78ZM89 230V231H88ZM3 231H5V232H3ZM8 231V232H7ZM47 231V232H46ZM48 231H49V233H48ZM68 231H70L71 233H69ZM95 233V235H94V233ZM137 232V234H135L134 232ZM23 232L25 233V234H23ZM53 232H54V234H53ZM65 232H66V234H65ZM90 232V233H89ZM92 232V233H91ZM6 233V234H5ZM35 233V234H34ZM77 233V235H79L77 238H75L77 235H75ZM112 233H116L118 236H116V234H113L112 235ZM151 233V234H150ZM20 234H21V236H20ZM45 234V235H44ZM62 234V236H64V239H63V242L60 240V238L59 237H61V238H63L62 236H60ZM67 234H70L71 236L69 237V235H67ZM151 236H150V235ZM27 235V236H26ZM46 235H47V237H46ZM67 235V236H66ZM92 235H94V236H92ZM110 237H109V236ZM128 235H130V236H128ZM91 236V237H90ZM102 236H104V237H102ZM115 236V237H114ZM128 236V238H130L129 240L130 241H132L131 243L132 244H130L131 245V247H130V245H129V243H127L129 240H128V238H126ZM149 236H150V238H149ZM11 237H13V238H11ZM16 237V238H15ZM18 237H22L23 239H19ZM30 237V238H29ZM37 237V238H36ZM47 238L46 240L44 239V238ZM49 237V238H48ZM86 237H88V239L86 238ZM95 237V238H94ZM43 239L44 241H46V242H43L42 240H40V239ZM104 238V239H103ZM110 238V239H109ZM116 238H117V240H116ZM124 238H126L127 239V242L126 243H124L126 240L124 239ZM8 240V241H11L10 242V244L8 243V241H5V240ZM29 239V240H28ZM103 239V240H102ZM114 239V240H113ZM123 239V240H122ZM18 240H19V242H18ZM34 240V241H33ZM95 240H97V242L98 243H100V246H99V244H94V243H96V241ZM99 240H101L100 242H99ZM104 240H105V242L106 243H104ZM24 241V242H23ZM30 241H33V246L35 247V249L36 248H38L39 249V251L37 252V250L35 251V250H33L34 249V247L33 246H31L30 244H29V242ZM40 241V242H39ZM42 241V242H41ZM53 241H55V242H53ZM75 241V242H74ZM85 241H86V244H84L85 243ZM114 241V242H113ZM129 241V242H130ZM23 242V243H22ZM49 242V243H48ZM60 242H61V244L63 243V245H60ZM73 242V243H72ZM83 242V243H82ZM114 243V245H115V248L113 247L114 245H113V243ZM116 242V243H115ZM135 242H137V243H135ZM19 243V244H18ZM41 243V244H40ZM45 243H47V244H45ZM55 243V244H54ZM64 243L66 244V246L64 247ZM72 243V244H71ZM82 243V245H80ZM104 243V244H103ZM6 244V245H5ZM28 244H29V246H28ZM43 244L45 245V247H43ZM57 244H58V247H57ZM71 244V245H70ZM77 244V245H76ZM84 244V245H83ZM88 244H89V246H88ZM120 246H119V245ZM134 244V245H133ZM9 245V246H8ZM21 245H24V247L23 246H21ZM46 245H47V247H46ZM54 245V247H52ZM112 245V246H111ZM10 246H11V249H14V250H12L11 251V249H10ZM16 246H18V248L16 247ZM60 246V247H59ZM63 246V247H62ZM90 246H91V248H90ZM107 246V247H106ZM132 246H134L133 248H132ZM7 247V248H6ZM56 247V248H55ZM88 248V250H87V248ZM97 247H98V252H99V254L96 252L97 250ZM116 247H117V250H115V252H114V250L113 249H116ZM6 248V249H5ZM15 248H16V250H15ZM107 248V249H106ZM133 249V251H132V249ZM9 249V250H8ZM43 249V250H42ZM52 249H57L55 252H51L52 251ZM63 249V250H62ZM76 249V251H79V250H81L82 251V253H81V251H79V252H76V251H74ZM84 249H86L87 250V252L84 250ZM104 249V250H103ZM121 249H120V251H121ZM6 250V251H5ZM22 253V257H21V253L19 252V251ZM53 250V251H54ZM73 250V251H72ZM13 251H15V252H13ZM24 251H26V252H23ZM34 251H35V253H34ZM43 253H42V252ZM103 251H105V253L103 252ZM4 254H3V253ZM9 254H8V253ZM51 252V253H50ZM92 252V253H91ZM130 251H129V253H131ZM50 254V255H54V257L53 256H50V255H48V254ZM77 254V255H75V254ZM81 253V254H80ZM115 253H117V254H115ZM6 254H8V255H6ZM17 254V255H16ZM32 255V257H34V258H32V257H30L29 255ZM73 254V255H72ZM86 256V258H84V255ZM96 254H98V255H96ZM136 254H138V253H136ZM34 255V256H33ZM41 255H46V256H43V258H42V256ZM83 255V256H82ZM25 256V257H24ZM70 256H68V259L70 260V261H73L72 260V258H69ZM96 256H98V257H96ZM3 257H4V259H3ZM51 257H53V258H51ZM76 257V258H75ZM8 258V259H7ZM13 258H15L14 259V261L15 260H17L18 259V261H15L14 263L12 262V260H13ZM48 258H50V260L48 259ZM100 258H102L101 260H100ZM106 258H108V259H106ZM29 259H30V261H29ZM32 259V260H31ZM34 259H35V261H34ZM78 259V260H77ZM43 262H42V261ZM91 260H93V261H91ZM33 262V263H30V262ZM4 262V263H3ZM29 262V263H28ZM51 262V263H52ZM92 262V263H91ZM97 262H99V263H97ZM50 263V264H51Z\"/></svg>","mask_w":264,"mask_h":264},{"label":"clouds","instance_id":"obj_3","mask_svg":"<svg viewBox=\"0 0 264 264\" xmlns=\"http://www.w3.org/2000/svg\"><path fill=\"white\" fill-rule=\"evenodd\" d=\"M5 0H0V33L3 32H11L16 33L19 32L21 39L24 41L23 44L20 45L19 49L15 51L14 55L10 58L12 60L19 59L21 61H25V52L28 50L30 46H35L36 40L33 38L32 30L30 24L26 20H22L16 10L13 8L12 10H5L4 7ZM36 15V10L32 9V16ZM61 33L57 32L55 28H51L47 31H44L41 36L44 43L47 44H56L57 37ZM3 40L4 46L8 47L10 45V36L4 35L0 37ZM29 55L31 53L29 52ZM60 63L59 59L52 60L53 65H58ZM20 71L29 72L34 74H44L47 71V65L43 63L42 60L33 58L27 59L26 62H23L20 66ZM64 82V78L62 76H58L56 78V91H60V86ZM52 90L51 86H49L46 91ZM32 98L42 100L43 97L40 95H34ZM63 103L65 105L59 111L54 113L56 119L62 120L67 118L70 115L69 108L73 105V100L66 94H63ZM20 109L24 108L23 102L19 105ZM17 119H23L21 113H17Z\"/></svg>","mask_w":264,"mask_h":264}]
</instances>
